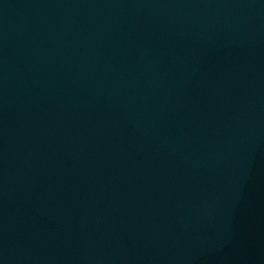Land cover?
<instances>
[{"label":"water","instance_id":"95a60500","mask_svg":"<svg viewBox=\"0 0 264 264\" xmlns=\"http://www.w3.org/2000/svg\"><path fill=\"white\" fill-rule=\"evenodd\" d=\"M0 264H264V0H0Z\"/></svg>","mask_w":264,"mask_h":264}]
</instances>
